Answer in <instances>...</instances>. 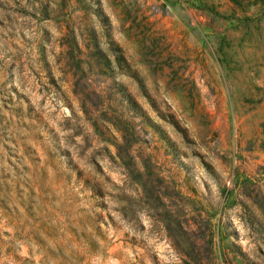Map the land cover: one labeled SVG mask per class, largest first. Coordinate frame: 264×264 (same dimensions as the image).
Wrapping results in <instances>:
<instances>
[{
    "label": "rangeland",
    "instance_id": "1",
    "mask_svg": "<svg viewBox=\"0 0 264 264\" xmlns=\"http://www.w3.org/2000/svg\"><path fill=\"white\" fill-rule=\"evenodd\" d=\"M246 1L0 0V264H264Z\"/></svg>",
    "mask_w": 264,
    "mask_h": 264
},
{
    "label": "trees",
    "instance_id": "2",
    "mask_svg": "<svg viewBox=\"0 0 264 264\" xmlns=\"http://www.w3.org/2000/svg\"><path fill=\"white\" fill-rule=\"evenodd\" d=\"M231 2H233V3H237V4H240L239 2L241 1V0H230ZM263 2L264 0H247L246 1V4H249V3H255V2ZM94 46H96V42H94V44H93ZM97 48V47H96ZM97 53V49L95 50V54ZM98 57H100L101 56V54H96ZM226 196H227V191L225 192V194H224V198H226ZM203 222H204V224H205V226H204V228L207 230L208 229V217L207 216H205V218H204V220H203ZM215 231L216 232H219L220 231V220H218L217 221V223H216V226H215ZM206 235H207V233H206ZM204 242L206 243V246H208V247H210V236H209V234L207 235V237L205 238V240H204Z\"/></svg>",
    "mask_w": 264,
    "mask_h": 264
}]
</instances>
